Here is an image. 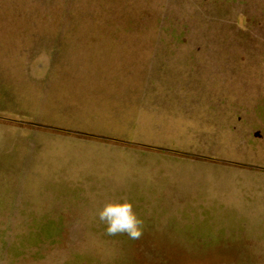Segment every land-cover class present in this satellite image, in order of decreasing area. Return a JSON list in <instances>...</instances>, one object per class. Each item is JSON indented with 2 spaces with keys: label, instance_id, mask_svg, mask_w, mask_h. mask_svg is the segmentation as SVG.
<instances>
[{
  "label": "rangeland",
  "instance_id": "rangeland-1",
  "mask_svg": "<svg viewBox=\"0 0 264 264\" xmlns=\"http://www.w3.org/2000/svg\"><path fill=\"white\" fill-rule=\"evenodd\" d=\"M196 191H264V0H0V264H264Z\"/></svg>",
  "mask_w": 264,
  "mask_h": 264
},
{
  "label": "crops",
  "instance_id": "crops-1",
  "mask_svg": "<svg viewBox=\"0 0 264 264\" xmlns=\"http://www.w3.org/2000/svg\"><path fill=\"white\" fill-rule=\"evenodd\" d=\"M173 103H180L181 97H173L170 98ZM167 102V101H166ZM146 119L145 121H147ZM157 184L156 180H150L149 184ZM149 189H151L149 187ZM179 193L181 191H178ZM161 190H142L141 195L142 198L145 199H155L161 198ZM182 194H187L182 192ZM122 196V195H121ZM124 196V195H123ZM187 196V195H186ZM191 196V195H189ZM215 195H201L196 191V196H194L195 206L193 209L189 210V213L195 214H226V215H246L253 213L254 215H263L264 216V191L255 192L253 194H242L239 198L238 205L234 204V200L230 197L226 198L225 196H216ZM185 197V196H177L176 198ZM199 200H203L205 202L217 201L215 204L210 205L205 202L198 203ZM238 200V199H236ZM187 212V211H185ZM254 228L261 229L260 225L254 226Z\"/></svg>",
  "mask_w": 264,
  "mask_h": 264
},
{
  "label": "clouds",
  "instance_id": "clouds-1",
  "mask_svg": "<svg viewBox=\"0 0 264 264\" xmlns=\"http://www.w3.org/2000/svg\"><path fill=\"white\" fill-rule=\"evenodd\" d=\"M98 216L106 226L109 236L126 234L132 239H138L142 235V221L134 211L132 203L126 200L105 204Z\"/></svg>",
  "mask_w": 264,
  "mask_h": 264
}]
</instances>
